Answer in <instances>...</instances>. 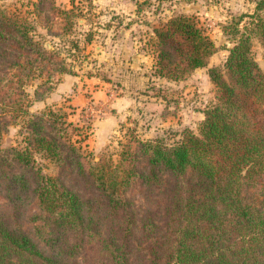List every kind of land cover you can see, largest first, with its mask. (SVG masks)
<instances>
[{
  "label": "trees",
  "instance_id": "1",
  "mask_svg": "<svg viewBox=\"0 0 264 264\" xmlns=\"http://www.w3.org/2000/svg\"><path fill=\"white\" fill-rule=\"evenodd\" d=\"M73 13L62 12L67 25ZM34 28L0 7V264H264V70L253 51L254 41L264 48V0L224 27L234 46L223 70L210 69L217 102L200 134L138 142L117 164L94 162L67 113L24 106L35 71L68 72ZM153 35L162 78L184 80L217 51L195 17L175 16ZM19 119L23 144L3 147Z\"/></svg>",
  "mask_w": 264,
  "mask_h": 264
},
{
  "label": "rangeland",
  "instance_id": "2",
  "mask_svg": "<svg viewBox=\"0 0 264 264\" xmlns=\"http://www.w3.org/2000/svg\"><path fill=\"white\" fill-rule=\"evenodd\" d=\"M259 1L47 0L39 19V0H0V7L28 18L35 26V40L67 65V74L54 73L53 78L35 71L23 86L24 106L32 114L47 109L67 113L83 132L94 162L103 158L117 164L127 147L138 142L173 145L186 131L200 134L206 112L217 102L210 69L223 70L228 49L234 46L224 27L234 18L255 13ZM69 10L74 13L67 25L62 12ZM178 15L197 18L217 51L206 68L174 81L157 75L151 40L155 28ZM253 48L264 70L263 46L254 41ZM20 120L7 127L3 147L23 144ZM38 163L48 176L58 175L49 160L38 156ZM67 184L74 187L68 180Z\"/></svg>",
  "mask_w": 264,
  "mask_h": 264
}]
</instances>
